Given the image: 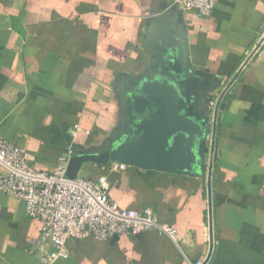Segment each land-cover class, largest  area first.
Segmentation results:
<instances>
[{
	"label": "crops",
	"instance_id": "crops-1",
	"mask_svg": "<svg viewBox=\"0 0 264 264\" xmlns=\"http://www.w3.org/2000/svg\"><path fill=\"white\" fill-rule=\"evenodd\" d=\"M263 35L264 0H220L207 17L175 0H0V135L42 171L103 151L129 124L127 81L159 69L195 99V115L210 117L220 99L206 264H264V41L247 60ZM206 169L200 178L84 164L79 175L105 176L113 202L149 209L180 242L155 231L70 240L68 258L54 264H202ZM40 229L21 202L0 194V264H37Z\"/></svg>",
	"mask_w": 264,
	"mask_h": 264
},
{
	"label": "built area",
	"instance_id": "built-area-1",
	"mask_svg": "<svg viewBox=\"0 0 264 264\" xmlns=\"http://www.w3.org/2000/svg\"><path fill=\"white\" fill-rule=\"evenodd\" d=\"M219 1L175 0V4L184 12L207 17ZM263 41L264 35L247 60ZM213 106L210 108L206 145L212 140ZM67 162L68 159L62 160L52 171L38 170L31 165L27 151L0 135V194L21 202L26 215L40 222V234L34 244V251L38 253L37 264H54L67 259L66 243L70 240L92 238L104 242L114 237H131L155 231L176 244L180 242L176 229L160 223L149 209L139 212L121 208L113 202L105 176L95 180L79 174L73 179L67 178ZM104 167L108 172L128 168L117 163Z\"/></svg>",
	"mask_w": 264,
	"mask_h": 264
},
{
	"label": "water",
	"instance_id": "water-1",
	"mask_svg": "<svg viewBox=\"0 0 264 264\" xmlns=\"http://www.w3.org/2000/svg\"><path fill=\"white\" fill-rule=\"evenodd\" d=\"M174 56V53L171 54ZM170 57V56H169ZM168 66V65H167ZM172 67H169V71ZM125 104L129 114L126 132L116 136L103 151L77 153L67 162L66 177L75 178L84 164L106 166L124 164L142 170L204 177L206 136L209 116L195 115L191 102L183 94V86L157 69L151 79L129 83ZM217 100L212 125L210 157L206 169L209 215L210 258L213 239L211 221V176ZM192 109V111H190Z\"/></svg>",
	"mask_w": 264,
	"mask_h": 264
},
{
	"label": "rangeland",
	"instance_id": "rangeland-1",
	"mask_svg": "<svg viewBox=\"0 0 264 264\" xmlns=\"http://www.w3.org/2000/svg\"><path fill=\"white\" fill-rule=\"evenodd\" d=\"M257 45H258V44H257ZM257 45H256V46H257Z\"/></svg>",
	"mask_w": 264,
	"mask_h": 264
}]
</instances>
